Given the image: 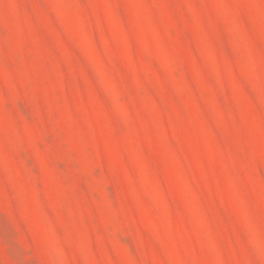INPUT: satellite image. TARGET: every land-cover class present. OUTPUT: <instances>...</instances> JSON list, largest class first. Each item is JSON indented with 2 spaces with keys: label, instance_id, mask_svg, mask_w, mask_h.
<instances>
[{
  "label": "rangeland",
  "instance_id": "374dc122",
  "mask_svg": "<svg viewBox=\"0 0 264 264\" xmlns=\"http://www.w3.org/2000/svg\"><path fill=\"white\" fill-rule=\"evenodd\" d=\"M0 264H264V0H0Z\"/></svg>",
  "mask_w": 264,
  "mask_h": 264
}]
</instances>
